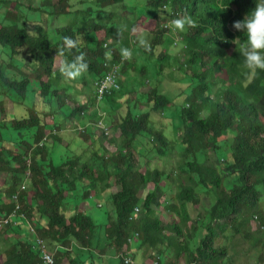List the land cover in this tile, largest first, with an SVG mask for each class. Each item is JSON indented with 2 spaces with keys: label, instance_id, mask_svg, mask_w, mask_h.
I'll list each match as a JSON object with an SVG mask.
<instances>
[{
  "label": "trees",
  "instance_id": "1",
  "mask_svg": "<svg viewBox=\"0 0 264 264\" xmlns=\"http://www.w3.org/2000/svg\"><path fill=\"white\" fill-rule=\"evenodd\" d=\"M2 1L4 0H0V5H1L0 8H3L4 6L3 9H6V11L3 12V14H5L4 17H6V19L7 17H9L10 19L12 18L13 20L12 19L10 20L8 18L9 20L7 19V20H4V22L2 21L0 22V32L2 33L0 34V46L2 48H6L9 51L8 59H2V60L0 59V98L2 99L0 101V110L2 111V113H6L4 103L6 104L7 102H9V105L11 107V112L6 114L5 117L0 118V174L1 173L9 174L10 176L8 181L6 180L5 189L2 188V190H0V196H1L0 197V204H1L0 205V215L7 216L13 211V209L15 208V203L11 199H14L16 203L22 205V210L26 213L27 217L29 218V222L31 221L34 223L37 221V223H35L36 225V234H35L36 237L35 238H33L34 234L32 233L33 231L31 230L29 226L30 223L28 221L26 222L27 219H24V220L19 219L18 223H16L15 225H12V227L11 225L6 226V231L12 230L13 228V232L19 233L20 235L18 237V240L15 243H13L14 244L13 247L8 251V258L7 259L1 258L0 264H2L5 260H6L5 261L6 264H36V263L38 264V256L31 249V246H32L31 243L33 241L37 242L36 241L37 236H41L46 239V241L51 247L50 249H48V252L52 256H54L55 250L57 248L61 249L62 247V249H64V251L59 250V249L57 250V253L55 255V257L57 258V264H60V263L64 264V260H67L68 264H72V263L73 264H76V263L77 264H98V262L99 264H101V262L102 264H110V261L106 258L105 254H107L108 252L114 253L115 251H117V257L119 259L118 261H114L112 264H126L125 259L128 255L133 260L134 258L133 254L136 255L140 251L142 252L143 255L136 256L137 258L140 259L137 261L138 263H143V260H145L144 258H147L149 260L159 259L157 261V264H173V263L178 264L180 259H183L184 264H204L206 262L219 264V260H221L225 256H228L229 248H231V250L235 249L231 246L239 245L240 241L239 239L238 241L236 240L237 239L235 236L236 234L241 235L243 238L247 239L245 241L249 240L250 242V240H252L251 241L252 244L264 243V178H262V176L264 175L263 174L264 173V164H263L264 163V128H263L264 127V95H263L264 94V71H259L258 73H260V75L258 74V76H260V78L257 76L254 79V81L251 83H249L245 79L243 80L244 81L243 82L241 79L237 78V76L239 75L241 77L243 76L242 71L244 70V68L242 64H243L244 58L243 56L240 55L238 51L239 47L235 48L234 42L231 45L234 48L232 55L231 54L226 55V58L224 59V65H221L223 68L219 69L221 73L223 74V75H220L222 78L219 76V74L221 73H219L218 70H216L217 68L216 66L218 64L216 63L210 64L204 61L203 58L200 57L201 50L204 49L212 40L216 38V37H211V36L206 35V31L209 30V27L203 26L204 22L206 21V17L201 15L202 8L200 7H204L207 4L206 7L213 8V10L211 11V16L207 18L208 22L213 26L218 36H226L225 27L223 24L224 16L228 13L229 14L232 13V10L229 8V6L238 3L239 0L238 1L237 0H221L219 4H218V0H198V1L193 0L192 3L190 2L191 0H182V4L185 5L183 6L184 8L180 7L182 4L181 2L180 3L178 2L181 0H152V1L151 0H140L141 2H139V0H134L136 1V3H138L136 4V6L137 5H138L137 7L140 6L138 9L137 7H135L136 8L134 10L135 16H128L126 12V8H125L126 4L124 3L125 0H58L56 3H54L53 0H40V2L38 3V6L34 4L36 0H5L4 2L6 4ZM131 1L132 0H129L130 4H131ZM153 1L155 5L153 4ZM166 1L168 2V4L172 5L175 9L170 11L169 8L164 7V3H167ZM173 1L176 3L178 2L177 3L178 6L180 4L181 5L178 7L176 3H174ZM224 1L226 4L224 3L223 5ZM159 2H162L163 4ZM12 5L16 7V10L14 9L10 10ZM153 6H157V7L155 8ZM22 7H26L27 9L34 11V12L38 11L42 14H45L47 18H51V19L59 18V19H64L68 21V25L62 29H59L57 33L61 38L59 37L57 39H51L50 35L45 32V29H46L45 26L40 25L42 20L40 21L38 20L35 23H32V26L33 27L35 26V28H38L39 30L37 33L30 34L28 28H26V26H24L23 24L24 16H26V13L22 10ZM149 7L156 10L154 11L155 15L154 13L148 14L147 12H145L147 9H150ZM188 9H191V10H188ZM224 10H227V11H224ZM139 11L144 12V13H141ZM170 12L171 13L176 12L175 14H178V15H189L192 18L194 17L193 19L196 21V23L198 22L197 25L199 24L195 28H187L185 33H183L184 38L186 37L185 34L189 36L188 42H189V46L193 53V57L195 61L193 62L194 65H191V66L189 65L188 61H184L178 66L180 69V81H181L180 84L178 85H176L175 83L173 84H169L165 82L158 83V81L155 78L151 77L147 73L149 69L147 67H150L151 59L153 56L164 58V56H166V54L164 53L166 52L168 55H170L167 57V63L169 62L168 63L169 65L174 63L173 64L174 66L179 61L177 60L178 55H176L175 52L173 53L172 51H170L168 48L166 35H164L165 28L159 26L156 23L157 19L161 15L164 20L166 21L167 19L169 20V18L171 17L168 13ZM221 12H224V13L222 14ZM156 15H158V17ZM141 16H144L146 18H152L155 21L154 30L149 29L148 32L145 31L147 35L153 34L152 40L150 41V43H148L147 49L145 47L140 46L138 43V40H136L134 36L130 35L131 31L137 28L138 23L136 22V20ZM119 18H120V21H119ZM212 20H213V23H212ZM17 25H19L20 27ZM111 25L113 26L111 27ZM89 26L93 28L89 29L88 28ZM3 30L5 32H3ZM10 32H13V33H10ZM21 32L24 35H22ZM89 33H91V35ZM25 34L26 35L28 34V36H26ZM157 34L160 36H158ZM241 34L242 33L239 32L237 36H239L240 41H242L241 44H243L246 42V39H245V36L243 34L242 36ZM13 36H15L14 38L15 40L13 39ZM25 36H26V39H25ZM64 37H71L73 39H76L77 37H82L83 40L80 42L77 48H74L71 50V52H69L65 48L64 42L62 41ZM11 39L14 40V41L12 40L13 43ZM132 40H134V42H132ZM15 41H17L18 43ZM126 41L127 42L129 41V42L127 43ZM116 45H119V46H116ZM131 46L133 47L132 50L130 49ZM135 46H137L138 49H136L137 47ZM59 48L65 49L63 56L58 55L59 54L58 50H60ZM121 48L130 49L131 55H132V57L126 61L125 67L124 65H122L121 69L123 68V72L127 73L131 69L134 70L136 68L135 65H139L140 66L139 68H141V71L143 72L142 74L144 73L146 74H144L145 76L143 78V89L140 91L135 90L136 92L134 93V95L132 94V89L134 88V80L132 81V79L130 78L128 80L123 79V81H116L117 84L121 83V90L118 91V89H116L113 85H110L108 90L104 92L105 98L103 99V102H106L110 106H113V108L116 109V113H117L116 120L117 119L118 120L117 122H114V126H115L116 132L120 131V135L111 136V139H110L113 144L118 146L117 152L114 154H111L110 156L97 155V157L101 161L97 164L98 159L96 156L91 155L92 156L91 157L90 155L86 154V152H84L83 149H81L82 146L78 147L76 146L75 143L73 144L69 143L67 147L62 146V149L68 151L72 155L73 161L67 162L65 164L64 163L56 164L51 159V154L49 151L51 149V146H50L51 143L49 139L47 138V131L48 129H50V133H53L54 131L55 134H52V135H54L55 142H58V141L60 142L58 138L60 137L59 133L55 131V128H57L58 126L59 128L57 129L60 130L61 128L64 127L66 123L64 121V117L68 116L71 113V108L69 105L67 104L65 105V103H67V101L69 100V97H68L69 94L64 90V87L61 84V80H62L61 72L59 71V69H56L57 67L55 66V58L59 56V57H63L64 61L71 62L72 60H74V58L77 55H80V54L85 55L84 59L86 58V60L88 56L89 57L91 56L90 58H88L87 62L85 60V62L88 63V66H89L87 69V72L90 73V71L93 70L91 71L92 73L90 74L98 75V73L100 72L99 74L102 76L103 75L102 72L106 73L109 70L110 66H108V64H117V62L121 60L119 59L122 56L121 51H120ZM109 51L111 52L112 58L107 59V57L105 56V53ZM185 52L186 54H191V52H189L188 50ZM134 53H136L135 54L136 56H134ZM27 54H28V57H27ZM161 54L162 56H160ZM18 56L19 58H17ZM21 57L23 58L22 59L23 62L20 60ZM67 57H69L70 59ZM169 57H172V58H169ZM237 57H240L241 60L239 58L238 60ZM15 59H19L21 64L16 65L13 62V60ZM236 59L239 62H237ZM91 60L92 61L95 60V61L92 62ZM100 62H101V65H100ZM206 63H208L209 65ZM101 67L103 68L102 71H101ZM94 68L96 69L98 73L96 71L94 72L95 70ZM106 68H108V70H106ZM204 68L205 70H207V72L204 70ZM183 69H185V72ZM46 71L48 72V74ZM208 71L210 72V74ZM230 71L232 72V74ZM58 74L60 77H58ZM101 76L98 75V77H101ZM231 76H234V77H232L231 79ZM4 80L5 81L10 80L11 82L9 83L6 82L7 83L6 84ZM43 80H44V83H43ZM58 83L59 85L60 84L61 85L59 86ZM247 83L249 86L247 85ZM235 86L236 87L239 86V87L235 88ZM250 86L253 89V92L252 90L250 92L248 91V89L250 90ZM162 87H163V90H162ZM42 89L44 90V92ZM70 89L71 91H77L76 85L71 86ZM182 91L184 92L183 96L181 94L183 93ZM54 92L56 93L54 94ZM92 92L94 93V94L92 93V96L94 99L93 102L94 101L96 102L97 101L96 90ZM31 93H35L34 103L32 106L26 105L27 107H29L27 108L25 107V102ZM38 93L42 94V96ZM45 93H48V94H45ZM37 94L39 97L36 96ZM63 95L64 96L66 95V96L64 97ZM119 95H122V96H119ZM185 95H187L186 96L187 98H185ZM250 96L251 97L253 96V97L251 98ZM223 98L225 99V101ZM230 98L232 99L229 100ZM183 99H184V102H183ZM37 100L38 102H36ZM174 100H177L179 102L177 103V101H174ZM74 101L76 102L78 101L79 104L81 102L80 98H77V100L74 98ZM165 101H166V104H165ZM22 103H24V105ZM117 103L118 105H121V106H118ZM179 103L181 105H179ZM164 104L166 106H164ZM194 105H198V106L194 107ZM213 105L214 106L217 105V107H215L214 109ZM15 106H17L18 108ZM162 106H164V108ZM152 107H154L155 109L154 108L152 109ZM142 109L147 110L148 112ZM208 110L211 111L210 115L207 118H205L203 116V112L208 111ZM214 110L215 112L217 111V113L213 112ZM242 113H244V115ZM14 114L16 115V117ZM164 114H165V117H164ZM191 114L195 117H193ZM32 115H34L33 116L34 119H32L31 117ZM49 116L52 117L50 121L48 120ZM181 116L182 117L184 116V118H182ZM189 116H191V118L193 117L192 120L189 118ZM162 117L166 119H163ZM225 117L227 120L225 119ZM179 118H182L183 120ZM161 121H162V124H161ZM146 122L148 125L146 124ZM12 123H14L15 125H13ZM209 124H211L212 126H210ZM222 124H224L225 126L224 125L222 126ZM199 126L200 128H198ZM201 127L202 128L204 127V128L202 129ZM204 130L207 132H205ZM173 132H175V134ZM214 132H215V135H214ZM166 133L169 136L173 133L172 134L173 137L172 135L171 137L173 139L175 138L174 140L176 141H173ZM206 133L207 135H205ZM107 138L109 139L110 137H107ZM195 139L196 141H198V143L194 141ZM184 141H187V142L185 143ZM42 142H44V146H42L44 150L43 148H41V146H39ZM163 142H165L166 144ZM208 142H211V143H208ZM157 143L158 144L161 143L160 145L161 146L163 145L164 147H166L170 152L168 150L164 151L162 148H160V146ZM47 146L50 147V149L47 148ZM177 146L181 147V151H180L181 158L186 159L183 169H181L180 172L177 174L179 175L181 173L180 174L181 176L179 177L180 179H178V181L181 180V187L183 189V191L178 196V199L181 202L179 203L181 207L177 206L178 203H175L174 197L167 195L169 191L172 189L171 183H164V185L162 186L163 181L166 180V178L163 177L165 176L163 172H160L156 169H152L150 167H147L144 170V173H141L139 170L141 166V162L143 158L145 157L144 153H147V152L153 153L154 148H156L159 150V153L161 155H163L165 158H168L167 154L168 153L171 154V152H173L172 150L173 149L175 150ZM199 147L200 149H198ZM45 148H47V152ZM213 148L214 150H212ZM225 148L227 149V151L225 150ZM35 149L38 150L37 152L35 151L36 153L34 152ZM40 149L42 150V152ZM199 152L202 154V156ZM136 155H139L140 158L136 159ZM155 156H157L156 153H155ZM186 156H189V157H186ZM194 156L196 157L198 156V160ZM224 156H225V159H224ZM89 157H91L92 160ZM236 158L238 160H236ZM194 159L197 160L198 162H195ZM200 161H203V162H200ZM184 169H185V172H184ZM224 170H227V171H224ZM23 175H25V178ZM228 175L233 176V179H230V180L231 182L234 181L232 182V185H231L234 189H232V187L231 189H227L225 187L226 179L229 177ZM44 176H46V178ZM160 176L161 178H159ZM152 177L153 179H151ZM155 177H156V180H155ZM53 179H57V180H53ZM27 181L30 182V186L27 185V187L29 186L28 188L29 191L27 189L22 191V186H24V184ZM152 181H155V182H152ZM171 181L175 182L177 181V178ZM100 182L102 183L100 184ZM156 182H158L159 184ZM149 183L154 184V186L151 189H148L146 194L142 197L141 195H139V191L141 188L146 189ZM221 184L222 185L224 184V185L222 186ZM116 186H118L119 191L118 190L116 191ZM11 188L13 189V191ZM75 188L76 190L77 189L78 190L76 191ZM90 188H93V189L91 191L89 190L88 192V189ZM211 188L213 189L211 190ZM44 189H47V190L44 191ZM206 189H208L209 191V196H208ZM221 190L223 191L221 192ZM2 191L5 192V194H3ZM23 192H25V194ZM151 193L154 195H152ZM18 196L21 198L19 199ZM14 197H17V200ZM81 197L82 199H80ZM5 198L10 199V203L5 202L4 201ZM195 198L198 201L201 198L206 200L205 210L208 212L206 213V211L204 210L206 214L204 213L203 216L195 215L194 217H192L188 213L186 202H191L193 203V205H196V203L194 202ZM74 199L75 201H73ZM78 199L80 200L79 202H78ZM50 200L53 202H51ZM114 201L116 205L114 204ZM75 202L77 203L75 204ZM83 203H86L89 210L84 211L83 209H81V206L79 205H83ZM122 203H123V206H122ZM242 203H245V204H242ZM96 206L100 209L105 210V214L108 211V213L104 215V218L106 219H103V221L106 220V222H98L97 219H95L91 214H89V212L92 211L91 210L92 207L94 208ZM116 208L119 210L117 211ZM160 208L162 209V211ZM209 209L211 212L209 211ZM238 209H240L239 213L237 211ZM123 211L125 213H123ZM37 214L40 215L38 217L39 219L36 217ZM157 214L160 216H158ZM163 214L167 215L166 218L173 217L174 223H164L163 224V221H161ZM135 216H137L136 220H134ZM207 217L209 218L212 217V218L209 219ZM243 217L245 218L248 217V219L245 220V218L243 219ZM180 219L182 220V224L180 223L181 222ZM144 220L145 222H142ZM220 220H224V221L220 222ZM118 222H121V223H118ZM243 222L246 223V225H244ZM194 225L197 226V228ZM253 225H255L256 229L253 228ZM116 226H119V227H116ZM192 227L195 229H193ZM199 228H200L201 234H200V231L198 230ZM192 229L194 230V232ZM224 229L225 230L228 229V231H226L225 233ZM230 230L233 231V233ZM135 231L136 233H138V235H135ZM121 233H123L124 235ZM148 233L150 235H148ZM185 234H187V236ZM198 235H200V237ZM144 238L145 239L147 238V239L145 240ZM259 238H260V241L257 240ZM174 239H176L179 242L177 243V241ZM95 240L97 241L96 243L94 242ZM101 240L103 242H101ZM234 240H236L237 242H235ZM72 242H75V243H72ZM84 243L86 245H84ZM186 243H187V246L185 245ZM76 244L84 245L85 248L83 246H81V248L80 247L76 248ZM89 245H91V247H93L94 245L96 248L91 250ZM174 246H176V248ZM138 249L140 250L138 251ZM194 253H195V256H194ZM253 253H256V251H253ZM102 254H104L103 259H102ZM120 254L126 255V257H123ZM256 254H258L257 259L259 260H262L264 258V254L261 252V250L257 249ZM60 255L62 256L60 257ZM246 264H250V262Z\"/></svg>",
  "mask_w": 264,
  "mask_h": 264
},
{
  "label": "clouds",
  "instance_id": "2",
  "mask_svg": "<svg viewBox=\"0 0 264 264\" xmlns=\"http://www.w3.org/2000/svg\"><path fill=\"white\" fill-rule=\"evenodd\" d=\"M220 1L221 0H218V4L220 3ZM164 7L169 8L170 11L175 9L172 5L168 3H164ZM229 8L232 10V13L226 14L224 16V27L226 31V36H218L213 26L208 22V19H207L208 17L211 16V11L213 10V8L206 7V6L202 7L201 15L206 17V21L204 22L203 26L209 27V30L206 31V35L211 36V37H216V38L213 41H211L204 49L201 50L200 57H202L204 61L210 64L211 63L218 64L216 70H218V72L221 73L219 69L223 68L221 65H224V59L226 58V55H230L234 51V48L231 46L232 43L234 42V46L239 47L238 51L240 55L243 56L244 58L243 60L244 70L242 71L243 76L241 77L239 75L237 76V78L241 80L246 79L249 83H251L258 76L259 71H264V0H239L238 3L230 5ZM35 13L37 14L39 12H35ZM168 14L171 17L169 20L166 21L163 18L159 17L157 20V24L165 28L164 35H166L168 48L170 51L175 52V54L178 55L177 60L179 61L174 66L173 64L171 65L167 64L168 54L166 52H165L166 56L164 58L153 56L151 59V65L147 73L149 75H152V77L155 78L156 80H158V77L160 78L163 77L162 72L164 71V68L170 67L171 69L168 73L167 81L158 80V83L165 82L169 84L175 83L176 85H178L180 84V69L178 66L184 61H188L189 65L191 66V65H194L193 62L195 61L193 57V53L189 46L188 36L186 35V37L184 38L183 33H185L187 28H195L198 25L196 21L189 15H178L175 13H168ZM160 20H164V24H162ZM36 21L38 20L35 19L31 21V25L32 23H35ZM27 26L28 25H26V27ZM58 31L59 30H57V32ZM36 32H38V30H36ZM239 32L245 36L246 42L243 44H241L240 38L237 36ZM30 34L32 33L30 32ZM152 37H153V34L147 35V33L141 29L139 31V35L135 37V39L138 40V43L140 46L145 47L147 49L148 43H150V41L152 40ZM82 40H83L82 37H77L76 39H73L71 37L63 38L65 48L69 52H71L72 49L77 48ZM132 42H134V40H132ZM130 49L132 50L133 47L131 46ZM64 50L65 49L58 50L59 55L63 56ZM131 50H129L128 48H121L120 50L121 55H122L121 60L117 62V64H108L110 68L106 73L102 75V77H98L96 75L97 79L95 81V90L97 94V102L101 103L103 101V99L105 98L104 92L108 90L110 85H113L116 89H118V91L121 90V83L117 84L116 81H123V79H127L126 73L123 72L121 67L122 65H125L126 61L129 58L132 57ZM187 50L190 51L191 54H186L185 51ZM135 54L136 53H134V56H136ZM105 56L110 59L111 52L110 51L106 52ZM153 63L157 65V68L152 67ZM135 66L138 68L140 67L139 65H135ZM87 69H88V64L85 62L84 55L80 54V55H77L74 58V60H72L71 62H68V61L61 62L59 71L67 80H75L79 78L82 74L86 73ZM154 72L158 73L157 77L154 76ZM109 76L112 77L113 82L107 85L104 90H102V84ZM74 103H77L76 107L69 105L71 108V113L68 116H66V118L64 119V121L66 122V128H67V130H64V131H66V133L71 137L70 139L75 142L76 146L78 147L80 146L78 143H88L89 137L87 136H90V138L95 137L96 139L97 137L94 135V133L97 129L103 131V138L108 139L107 137H110L108 140L111 139V136L113 135V133L116 136L115 134L116 130L114 129L115 128L114 122H117L118 120V119L116 120L117 118L116 115H114L111 112H107V111H104V113L102 112L88 113L89 110L91 109V105H88L84 102H80L79 104L76 101ZM95 109H98V108H95ZM87 113L89 114L91 120L94 122L92 121L88 123L84 122L83 116H86ZM49 118L52 119V117L50 116ZM62 129L63 128H61L60 130ZM55 131L57 132V130ZM47 138H48V135H47ZM58 138L60 140V142L58 141V143H56L55 140L52 142L48 138L51 143L50 146L53 145V147H55V144H58L62 147L61 138L60 137ZM52 139H54V135H52ZM109 144L118 150V146L113 144L111 140ZM40 146L41 147L44 146V142L40 144ZM86 149H88V147L84 148V150ZM92 155L97 157L96 153H92ZM226 182L232 184L230 179H227ZM149 184H152V183H149ZM149 184L146 189L143 188V194L144 193L146 194L147 190L151 189L154 186V184H152V187H150ZM22 190H26V189L22 187ZM140 193H141V189L139 191V195ZM14 198L17 199V197H14ZM197 201L198 200L195 198L194 202L196 203V205L194 206L200 207V212H198L196 215H202L204 213L206 206L205 207L200 206ZM13 202L15 203V208L7 216L0 218V227L6 228V226L2 224L3 221H8L10 223L9 225H11L12 227V225H15L16 223H18L19 219L24 220L26 218V216L23 215L20 211V208H22V205L16 203L14 199H13ZM186 203H187L186 207L189 213L188 204L193 205V203L191 202H186ZM83 204L86 205V203H83ZM177 206L181 207L179 203L177 204ZM81 209L83 208L81 207ZM87 210H89L88 206L87 208H85V211ZM136 219H137V216L134 217V220ZM12 231H13V228H12ZM135 235H138V233H135ZM37 237L40 239V241L39 242L33 241L31 243L32 245L31 249L38 256V264H57V262L53 261L54 260L53 256L50 253H48V249H50L51 247L46 241V239L41 236H37ZM58 249L59 248L55 250V255ZM48 256L51 260L49 259L47 260L46 257ZM128 262L133 263L134 261L131 259V257L129 258L127 257L125 259V263L128 264ZM138 264H141V263H138ZM149 264H157V260L150 259ZM212 264H215V263H212Z\"/></svg>",
  "mask_w": 264,
  "mask_h": 264
},
{
  "label": "rangeland",
  "instance_id": "3",
  "mask_svg": "<svg viewBox=\"0 0 264 264\" xmlns=\"http://www.w3.org/2000/svg\"><path fill=\"white\" fill-rule=\"evenodd\" d=\"M58 0H53V2L54 3H56ZM134 0H132L131 1V4L133 5H131L130 3H129V0H125L124 1V3L126 4V12H127V14L129 15V16H135V12H134V10H135V7H136V4H138V3H136V1H134ZM40 2V0H36L35 1V5L36 6H38V3ZM14 4V3H13ZM96 4H98V3H96ZM130 4V5H129ZM127 5H129V6H127ZM129 10H128V9ZM149 8H151V7H149ZM10 9H14V10H16V7L14 6V5H12V8H10ZM22 10L26 13V16H24V25L26 26V25H29V26H27L26 28H28V30L32 33V34H34V33H37L36 32V30H39V29H37V28H35V27H33L32 25H31V21H33V20H35V19H37V20H42L41 21V23H40V25H43V26H45V32L46 33H48L49 35H50V37H51V39H57L58 38V32H57V30H59V29H61V28H63V27H65V26H67L68 25V21H66V20H64V19H55V18H47V16H45V14H42V13H35L34 11H31V10H29V9H27L26 7H22ZM148 10V11H147ZM145 12H147L148 14H150V13H154V9L153 8H151V10L150 9H147ZM153 10V11H152ZM6 11V9H3V8H0V22L2 21V22H4V15L5 14H3V12H5ZM38 12V11H37ZM29 17V18H28ZM146 17H144V16H141V18H138L136 21H137V23H138V26H137V28L135 29V30H133L131 33H132V35L133 36H135V37H137L138 35H139V31L142 29V30H144V31H149L148 29H150V30H154V27H155V21L153 20V19H151V18H146ZM31 20V21H29V20ZM148 19H149V21H148ZM27 20V21H26ZM158 20V19H157ZM144 21V22H143ZM145 21H147V22H145ZM6 22V21H5ZM160 22L161 23H163L164 24V20H160ZM65 25V26H64ZM32 26V27H31ZM131 35V34H130ZM57 36V37H56ZM8 54H9V51L6 49V48H2L1 46H0V59H8L9 57H8ZM62 59V60H61ZM55 60H56V62H55V66L57 67L56 69H59L60 68V64H61V62H63V57H56L55 58ZM13 62L16 64V65H20L21 63H20V61H19V59L17 60V59H15V60H13ZM59 67V68H58ZM152 67L153 68H157V65H155L154 63L152 64ZM135 69H137V70H135ZM134 70H130L129 72H127L126 73V76H127V79L126 80H128L129 78L130 79H132V80H134V88L132 89V94L134 95V93L136 92V91H140V90H142L143 89V78H144V74H142L143 72L141 71V69L140 68H138V67H136ZM170 67H165L164 68V71L162 72V74H163V77L162 78H160V77H158V80H164V81H167V79H168V73H169V71H170ZM139 71V72H138ZM28 72V71H27ZM142 72V73H141ZM84 75V76H83ZM221 74H219V76H220ZM137 76V77H136ZM151 77H152V75H150ZM154 76H158V73L157 72H154ZM61 77H62V80H61V84L63 85V87H64V90L69 94V100L67 101V105H70V106H74V107H76V105H77V103H74L75 101H74V98L77 100V98H80V100H81V102H84V103H86V104H88V105H91V109L89 110V112L88 113H96V112H102V113H104V111H107V112H111V113H113L114 115H116L117 116V113H116V109H114L113 108V106H110L109 104H107V103H104L103 101L99 104V102H93L92 100H94L93 99V96H92V91H94L95 90V81H96V79H97V76L96 75H90L88 72H86V73H84V74H82L79 78H77V79H75V80H67L62 74H61ZM136 77V78H135ZM141 82H140V81ZM157 80V81H158ZM74 81V82H73ZM76 81V82H75ZM78 81V82H77ZM86 83H84V82ZM136 81V82H135ZM71 82H73L72 84H71ZM82 82V83H81ZM141 83V84H140ZM79 84V85H78ZM84 84V85H83ZM66 85V86H65ZM77 86L76 87V89H77V92L76 91H71V89H70V87L71 86ZM86 85V86H85ZM89 86V87H88ZM135 86H136V88H135ZM87 89V90H86ZM138 89V90H137ZM140 89V90H139ZM79 90V91H78ZM136 90V91H135ZM76 92V93H75ZM79 92V93H78ZM71 93V94H70ZM80 93H82V94H80ZM91 93V94H90ZM74 94H75V96H74ZM86 94H88V95H86ZM34 98H35V93H31L30 95H29V97H28V99L26 100V102H25V104L28 106H32L33 105V103H34ZM88 98V99H87ZM2 99L0 98V101H1ZM36 100V99H35ZM4 102V101H3ZM36 102H38V100L36 101ZM78 102V101H77ZM91 102H92V104H91ZM79 103V102H78ZM4 106H5V110H6V113H2V111L0 110V118H3V117H5V115L6 114H8V113H10L11 112V107H9L10 105H9V102H7L6 104L4 103ZM27 106H25V107H27ZM105 106H107V107H105ZM95 108H100L99 110H97V109H95ZM96 111V112H95ZM86 114V116H83L84 118H83V120H84V122L85 123H88V122H90V121H92L91 120V118H90V116H89V114ZM203 115L205 116V117H207V116H209L210 115V112L209 111H205L204 113H203ZM120 116V115H119ZM51 118H48V120H50ZM92 122H94V121H92ZM115 129V128H114ZM55 130H57V133H59V136H60V138H61V142H62V146H64V147H67L68 146V144L69 143H75L73 140H71L70 138V136L66 133V131H64V130H67V128H66V123H65V125H64V127H63V129L62 130H59V129H57V128H55ZM166 132V131H165ZM95 133H97V134H95ZM95 133H94V135L99 139L98 141H97V138L95 139V137H93V138H90V136H87V137H89V141H88V143H78L80 146H82L81 147V149H83L84 150V148H86V147H88V149H86V150H84V152H86V154H88V155H92V153H97V155H101L102 154V156H110L111 154H114V153H116L117 152V149L115 148V147H112L109 143H110V140H108V139H106V138H103V131L102 130H96L95 131ZM52 134H55L54 133V131H53V133H50V129H48V131H47V135H48V138L53 142L54 141V139H52ZM63 136H62V135ZM115 134L116 135H119L120 134V131L119 132H116L115 131ZM167 134V133H166ZM64 135H66V136H64ZM168 135V134H167ZM112 136H115L114 135V133H113V135ZM169 136V135H168ZM66 137V138H65ZM173 141H176V140H174L171 136H169ZM67 140V141H66ZM69 140V141H68ZM93 140V141H92ZM101 140V141H100ZM31 141H33V140H31ZM64 141V142H63ZM72 141V142H71ZM98 143H97V142ZM56 143H58V142H56ZM95 143V144H94ZM100 143V144H99ZM159 146H160V148H162L164 151H167L168 149L166 148V147H164V146H161L160 144H158ZM111 146V147H110ZM51 147H53V145L51 146ZM108 147V148H107ZM54 149L57 151V153H56V155H51V158H52V160H53V162H54V160H56L55 161V163H57V164H63V163H67V162H71V161H73V159H71V158H73L72 157V155L68 152V151H66V150H63L62 149V147L60 146V145H58V144H55V147H54ZM112 149V150H111ZM158 149H156V148H154V152L153 153H144L145 154V157L143 158V160H142V162H141V166H140V172L141 173H143L144 172V170L147 168V167H150V168H152V169H156V170H158V171H160V172H163L164 174H165V178H167L165 181H163V183H162V186L164 185V183H171V185H172V190H170L169 191V193H171V192H174V193H172V194H168L169 196H171V197H174L175 198V203H180V201L178 200V195L182 192V187H181V180H179L178 181V179H179V177H180V174L179 175H177L179 172H180V170L181 169H183L182 167H183V165H184V163H185V158L184 159H182L181 158V156L179 155L180 154V151L179 150H181V147L179 146L178 147V149L177 148H175V150L171 153V154H167L168 155V158L166 159L163 155H161L160 153H159V150L157 151ZM155 151L156 152H158L157 153V155H158V157L157 156H155L154 154H155ZM100 152V153H99ZM176 154V155H175ZM161 157H160V156ZM155 159H154V158ZM157 157V158H156ZM159 157L161 158V159H159ZM140 157H139V155H136V159H139ZM61 159V160H60ZM97 164L99 163V162H101L100 161V159L97 157ZM164 159V160H163ZM61 161V162H60ZM172 161V162H171ZM171 162V163H170ZM177 164H178V166H177ZM181 166V168H178V167H180ZM176 167V168H175ZM171 170V171H170ZM177 170V171H176ZM168 175V176H167ZM9 174H0V189L2 190V188L3 189H5V187H6V180H8L9 178ZM175 178H177V181H175V182H173L172 183V181H171V179L173 180V179H175ZM30 181V180H29ZM29 181H27L24 185H25V187H27V184L30 186V182ZM232 184H230V183H225V186H226V188L227 189H231V186ZM29 186H28V188H29ZM149 186L150 187H152V184H149ZM27 188V189H28ZM116 189L119 191V188H118V186H116ZM203 190V189H202ZM206 191H207V193H208V196H209V191H208V189H206ZM204 192V191H203ZM145 194V193H144ZM143 194V188H141V193H140V195L141 196H143L144 195ZM8 200V201H7ZM12 201H13V199H11ZM4 201L5 202H7V203H10V199H8V198H5L4 199ZM198 203H199V205L200 206H203V207H205L206 206V200L205 199H203V198H201L199 201H197ZM81 207L85 210V208H87V206L85 205V204H83V205H81ZM197 207V208H196ZM188 209H189V213H190V215L192 216V217H194L198 212H200V207L198 208V206H194V205H192V204H188ZM93 212L94 211H96V210H98L97 212H96V217H95V213H92V211L91 212H89V214L91 213V215L95 218V219H99L98 220V222L102 219L103 220V217L102 216H104V214H105V210H103V209H100V208H98L97 206L96 207H94V209H93V207H92V209H91ZM100 212V213H99ZM35 214V213H34ZM100 214V215H99ZM97 215H99V217L97 216ZM36 216V215H35ZM40 215H38L37 214V218L39 217ZM102 218H101V217ZM167 217V215L166 214H163L162 215V218H161V220L163 221V223H174V220H173V217L172 218H166ZM39 219V218H38ZM154 219V218H153ZM102 220L100 221V222H102ZM206 221V220H205ZM224 221V220H223ZM220 222H222V220H220ZM255 225H253V228L254 229H256V227H254ZM29 227V226H28ZM5 232V233H4ZM10 232V233H9ZM4 233V234H3ZM3 234V235H2ZM10 234V235H9ZM19 233H15V232H13L12 230H9V231H6V229L4 228V227H0V260H1V258H3V259H7V257H8V251L13 247V243H14V241L16 242L17 240H18V237H19ZM13 236V237H12ZM236 237H237V239H239L240 241L243 239V237L241 236V235H235ZM7 238V239H6ZM11 239V240H10ZM7 240V241H6ZM246 239H243L242 240V243L240 242L239 243V245H236V246H233L235 249L234 250H231V248H229V252H228V256H225V257H223L221 260H219V264H225V263H227V264H235L236 262H238V263H236V264H239V262L241 263V264H246L247 262H252L251 264H260V262L262 261V263H264V258L262 259V260H258L257 258V256H258V254H256L257 253V249H259V250H261V252L264 254V243H257V244H252L251 242L249 243V241H245ZM11 241V242H10ZM13 241V242H12ZM244 241V242H243ZM258 241H260V238L258 239ZM72 243H75V242H72ZM241 245H242V249H241ZM244 245V246H243ZM4 246H5V248H4ZM78 246L81 248V244H76V248H78ZM246 246V248H244ZM83 247H84V245H83ZM91 247V246H90ZM253 247V248H252ZM256 247V248H255ZM8 248V249H7ZM240 248V249H239ZM6 250V251H4V250ZM91 250L92 249H94L93 247H91L90 248ZM245 249V250H244ZM235 250H236V252H235ZM3 251H4V253H3ZM238 251L239 252H241V253H238ZM248 251V252H247ZM251 251V252H250ZM253 251H256V253H253ZM246 252V253H245ZM139 253V255L141 254V255H143L142 254V252H138ZM138 253L135 255V257L138 255ZM234 253V254H233ZM248 253V254H247ZM251 253V254H250ZM121 256H123V257H126V255H123V254H120ZM138 255V256H139ZM238 255H239V257H238ZM242 255V256H241ZM4 256V257H3ZM106 258L110 261V264H112L114 261H118V257H117V251H115L114 253L113 252H108L106 255ZM245 256H246V258L249 260V261H247V259L245 258ZM250 256V257H249ZM103 257H104V254H102V259H103ZM128 258L130 257L129 255L127 256ZM133 258V260H136V261H138V258L136 257V258ZM232 258V259H231ZM244 258V259H243ZM254 258H256V259H254ZM145 260H143V263H141V264H149V262H150V260H148L147 258H144ZM238 259H239V261H238ZM240 259H243V261L241 260L240 261ZM113 260V261H112ZM228 260V261H227ZM246 261V263H245V261ZM65 261H67V260H64V263H66L67 264V262H65ZM136 261H134L133 263H130V262H128V264H138V262H136ZM146 261V262H145ZM234 261V262H233ZM233 262V263H232ZM180 263H183L184 264V261H183V259H180V261L178 262V264H180ZM204 264H212L211 262H206V263H204Z\"/></svg>",
  "mask_w": 264,
  "mask_h": 264
},
{
  "label": "bare ground",
  "instance_id": "4",
  "mask_svg": "<svg viewBox=\"0 0 264 264\" xmlns=\"http://www.w3.org/2000/svg\"><path fill=\"white\" fill-rule=\"evenodd\" d=\"M4 1H5V0H4ZM4 1H2V2H4ZM151 1H152V0H151ZM192 1H193V0H191L190 2L192 3ZM197 1H198V0H197ZM7 2H8V1H7ZM133 2H134V1H133ZM139 2H141V1L139 0ZM157 2H158V1H157ZM166 2H167V1H166ZM171 2H172V1H171ZM173 2H174V1H173ZM178 2H179V3L181 2V4H182V0H181V1H178ZM178 2H177V3H178ZM188 2H189V1H188ZM4 3H5V2H4ZM134 3H135V2H134ZM159 3H162V2H159ZM167 3H168V2H167ZM174 3H176V2H174ZM177 3H176V5L178 6ZM196 3H197V2H196ZM212 3H213V2H212ZM224 3H225V1L223 2V5H224ZM5 4H6V3H5ZM153 4H154V1H153ZM162 4H163V3H162ZM162 4H161V5H162ZM172 4H173V3H172ZM181 4H180V5H181ZM184 4H185V3H184ZM213 4H214V3H213ZM225 4H226V3H225ZM129 5H130V4H129ZM129 5H127V6H129ZM133 5H134V4H133ZM150 5H151V4H150ZM154 5H155V4H154ZM156 5H157V4H156ZM158 5H159V4H158ZM180 5H179V6H180ZM186 5H187V4H186ZM190 5H191V4H190ZM193 5H194V4H193ZM193 5H192V6H193ZM201 5H202V4H201ZM201 5H200V6H201ZM206 5H207V4H206ZM206 5H205V6H206ZM211 5H212V4H211ZM137 6H138V5H137ZM137 6H136V7H137ZM151 6H152V5H151ZM179 6H178V7H179ZM183 6H185V5L182 4L180 7H183ZM208 6H209V5H208ZM214 6H215V5H214ZM216 6H217V5H216ZM0 7H1V5H0ZM139 7H140V6H139ZM139 7H137V9H138ZM147 7H148V5H147ZM153 7L156 8L157 6H153ZM3 8H4V6H3ZM7 8H8V7H7ZM11 8H12V7H11ZM125 8H126V7H125ZM159 8H160V7H159ZM161 8H162V6H161ZM183 8H184V7H183ZM195 8H196V7H195ZM200 8H202V7H200ZM220 8H221V7H220ZM127 9H128V8H127ZM135 9H136V8H135ZM176 9H177V8H176ZM192 9H193V8H192ZM215 9H216V8H215ZM10 10H11V9H10ZM128 10H129V9H128ZM150 10H151V8H150ZM178 10H179V9H178ZM184 10H186V9H184ZM188 10H191V9H188ZM216 10H217V9H216ZM55 11H56V10H55ZM136 11H137V10H136ZM152 11H153V10H152ZM155 11H156V10H155ZM157 11H158V9H157ZM193 11H194V10H193ZM198 11H199V10H198ZM224 11H227V10H224ZM53 12H54V11H53ZM116 12H117V11H116ZM139 12H141V11H139ZM163 12H164V11H163ZM166 12H168V11H166ZM228 12H230V11H228ZM7 13H8V12H7ZM13 13H15V12H13ZM51 13H52V12H51ZM137 13H138V12H137ZM141 13H144V12H141ZM156 13H157V12H156ZM170 13H171V12H170ZM175 13H176V12H175ZM201 13H202V12H201ZM221 13L223 14L224 12H221ZM166 14H167V13H166ZM166 14H165V15H166ZM179 14H180V13H179ZM198 14H199V13H198ZM222 14H220V15H222ZM228 14H229V13H228ZM143 15H144V14H143ZM154 15H155V12H154ZM6 16H7V15H6ZM19 16H20V15H19ZM119 16H120V15H119ZM121 16H122V15H121ZM128 16H129V15H128ZM146 16H148V15H146ZM150 16H151V15H150ZM150 16H149V17H150ZM156 16L158 17V15H156ZM166 16H167V15H166ZM195 16H196V15H195ZM20 17H21V16H20ZM20 17H19V19H20ZM95 17H96V16H95ZM154 17H155V16H154ZM160 17L162 18V15H161ZM8 18H9V17H7V19H8ZM139 18H141V17H139ZM193 18H194V17H193ZM7 19H6V17L4 18V20H7ZM9 19H10V18H9ZM9 19H8V20H9ZM11 19H12V18H11ZM11 19H10V20H11ZM109 19H110V18H109ZM145 19H146V18H145ZM151 19H152V18H151ZM169 19H170V18H169ZM12 20H13V19H12ZM28 20H29V19H28ZM167 20H168V19H167ZM203 20H204V19H203ZM213 20H214V19H213ZM213 20H212V23H213ZM26 21H27V20H26ZM29 21H31V20H29ZM94 21H95V20H94ZM119 21H120V18H119ZM148 21H149V19H148ZM7 22H8V21H7ZM12 22H14V21H12ZM134 22H135V21H134ZM136 22H137V21H136ZM143 22H144V21H143ZM145 22H147V21H145ZM73 23H74V22H73ZM86 23H87V22H86ZM156 23H157V21H156ZM197 23H198V22H197ZM18 24H19V23H18ZM162 24H163V23H162ZM223 24H224V23H223ZM7 25H8V24H7ZM116 25H117V24H116ZM198 25H199V24H198ZM3 26H4V25H3ZM5 26H6V25H5ZM15 26H16V24H15ZM17 26H19V25H17ZM24 26H25V25H24ZM28 26H29V25H28ZM64 26H65V25H64ZM73 26H74V25H73ZM112 26H113V25H111V27H112ZM19 27H20V26H19ZM31 27H32V26H31ZM86 27H87V26H86ZM96 27H97V25H96ZM96 27H95V28H96ZM114 27H115V25H114ZM8 28H9V27H8ZM88 28L90 29L91 27L89 26ZM92 28H93V27H92ZM92 28H91V29H92ZM206 28H207V27H206ZM206 28H205V29H206ZM4 29H5V28H4ZM16 29H18V28H16ZM23 29H24V28H23ZM23 29H22V30H23ZM15 31H16V30H15ZM25 31H26V30H25ZM74 31H75V29H74ZM76 31H77V30H76ZM91 31H93V30H91ZM204 31H205V30H204ZM3 32H5V31L3 30ZM22 32H23V31H22ZM22 32H21V34L24 35ZM27 32H28V31H27ZM79 32H80V31H79ZM131 32H132V31H131ZM10 33H13V32H10ZM60 33H61V32H60ZM60 33H59V34H60ZM92 33H93V32H92ZM216 33H217V32H216ZM0 34H2V33L0 32ZM16 34H17V33H16ZM16 34H15V35H16ZM19 34H20V33H19ZM69 34H70V33H69ZM74 34H75V33H74ZM82 34H83V33H82ZM89 34L91 35V33H89ZM131 34H132V33H131ZM190 34H191V32H190ZM238 34H239V33H238ZM25 35H26V34H25ZM64 35H65V34H64ZM64 35H63V36H64ZM157 35H158V34H157ZM192 35H193V34H192ZM241 35H242V34H241ZM1 36H3V35H1ZM6 36H7V35H6ZM9 36H10V35H9ZM26 36H28V34H27ZM26 36H25V39H26ZM29 36H30V35H29ZM57 36H59V35H57ZM57 36H56V37H57ZM75 36H76V35H75ZM85 36H86V35H85ZM158 36H160V35H158ZM162 36H163V34H162ZM183 36H184V35H183ZM185 36H186V34H185ZM187 36H188V35H187ZM198 36H199V35H198ZM242 36H243V35H242ZM11 37H12V36H11ZM19 37H20V36H19ZM59 37H60V36H59ZM59 37H58V38H59ZM71 37H72V36H71ZM188 37H189V36H188ZM190 37H191V36H190ZM200 37H201V36H200ZM238 37H239V36H238ZM9 38H10V37H9ZM14 38H15V36H13V39H14ZM21 38H22V37H21ZM60 38H61V37H60ZM74 38H75V37H74ZM111 38H112V37H111ZM192 38H193V37H192ZM13 39H11V41H12ZM28 39H29V37H28ZM96 39H97V38H96ZM241 39H242V38H241ZM14 40H15V39H14ZM14 40H13V41H14ZM13 41H12V43H13ZM17 41H18V40H17ZM17 41H15V42H17ZM62 41H63V40H62ZM96 41H97V40H96ZM199 41H200V40H199ZM199 41H198V43H199ZM212 41H213V40H212ZM122 42H123V41H122ZM126 42H127V41H126ZM128 42H129V41H128ZM128 42H127V43H128ZM241 42H242V41H241ZM243 42H244V40H243ZM17 43H18V42H17ZM60 43H61V41H60ZM120 43H121V41H120ZM157 43H158V42H157ZM19 44H20V43H19ZM24 44H25V43H24ZM26 44H27V43H26ZM57 44H58V43H57ZM122 44H123V43H122ZM124 44H125V42H124ZM20 46H22V45H20ZM59 46H61V45H59ZM116 46H119V45H116ZM201 46H202V45H201ZM25 47H26V46H25ZM135 47H137V46H135ZM153 47H154V46H153ZM21 48H22V47H21ZM235 48H236V47H235ZM18 49H19V48H18ZM59 49H60V48H59ZM134 49H135V48H134ZM136 49H138V47H137ZM26 50H27V49H26ZM53 50H54V49H53ZM129 50H130V49H129ZM142 50H143V49H142ZM157 50H158V49H157ZM46 51H47V50H46ZM145 51H146V50H145ZM43 52H44V51H43ZM47 52H48V51H47ZM65 52H66V51H65ZM189 52H190V51H189ZM20 53H22V52H20ZM26 53H27V52H26ZM45 53H46V52H45ZM45 53H44V55H45ZM58 53H59V52H58ZM148 53H150V52H148ZM153 53H154V52H153ZM170 53H171V52H170ZM173 53H174V52H173ZM90 54H91V53H90ZM100 54H101V53H100ZM164 54H165V53H164ZM23 55H24V54H23ZM44 55H43V56H44ZM58 55H59V54H58ZM145 55H147V54H145ZM149 55H151V54H149ZM153 55H154V54H153ZM231 55H232V54H231ZM65 56H66V55H65ZM68 56H69V55H68ZM75 56H76V55H75ZM84 56H85V55H84ZM86 56H87V55H86ZM160 56H162V54H161ZM168 56H170V55H168ZM27 57H28V54H27ZM73 57H74V56H73ZM90 57H91V56H90ZM90 57L88 56V58H90ZM103 57H104V56H103ZM164 57H165V56H164ZM173 57H174V56H173ZM234 57H235V55H234ZM17 58H19V56H18ZM46 58H48V57H46ZM67 58H69V57H67ZM88 58H87V60H88ZM111 58H112V57H111ZM135 58H136V57H135ZM138 58H139V57H138ZM149 58H150V57H149ZM169 58H172V57H169ZM201 58H202V57H201ZM238 58L241 60L240 57H237V59H238ZM22 59H23V58L21 57L20 60L23 62ZM69 59H70V58H69ZM92 59H93V58H92ZM107 59H108V58H107ZM119 59H121V57H120ZM234 59H235V58H234ZM237 59H236V61L239 62V61H238L239 59H238V60H237ZM1 60H2V59H1ZM17 60H18V59H17ZM20 60H19V61H20ZM85 60H86V58H85ZM87 60H86V62H87ZM105 60H106V59H105ZM105 60H104V62H105ZM231 60H232V59H231ZM39 61H40V60H39ZM63 61H64V60H63ZM91 61H92V60H91ZM93 61H95V60H93ZM93 61H92V62H93ZM111 61H112V60H111ZM114 61H115V60H114ZM142 61H144V60H142ZM148 61H149V60H148ZM169 61H170V60H169ZM173 61H174V59H173ZM173 61H172V62H173ZM106 62H107V61H106ZM176 62H177V60H176ZM240 62H241V61H240ZM46 63H47V61H46ZM94 63H95V62H94ZM107 63H108V62H107ZM114 63H115V62H114ZM137 63H138V62H137ZM168 63H169V62H168ZM168 63H167V64H168ZM197 63H198V62H197ZM87 64H88V63H87ZM89 64H90V63H89ZM92 64H93V63H92ZM97 64H98V63H97ZM97 64H96V66H97ZM102 64H103V63H102ZM132 64H133V63H132ZM173 64H174V63H173ZM183 64H184V63H183ZM187 64H188V63H187ZM193 64H194V63H193ZM206 64H208V63H206ZM206 64H205V65H206ZM9 65H10V63H9ZM9 65H8V66H9ZM100 65H101V62H100ZM208 65H209V64H208ZM242 65H243V64H242ZM90 66H91V65H90ZM102 66H104V65H102ZM145 66H146V64H145ZM217 66H218V65H217ZM217 66H216V67H217ZM88 67H89V66H88ZM94 67H95V66H94ZM107 67H108V66H107ZM124 67H125V65H124ZM205 67H206V66H205ZM207 67H208V66H207ZM214 67H215V65H214ZM28 68H29V67H28ZM52 68H53V67H52ZM58 68H59V67H58ZM98 68H99V67H98ZM147 68H149V67H147ZM181 68H183V67H181ZM233 68H234V67H233ZM20 69H21V68H20ZM92 69H93V67H92ZM94 69H95V68H94ZM102 69H103V68L101 67V71H102ZM195 69H196V68H195ZM201 69H203V68H201ZM235 69H236V68H235ZM106 70H108V68H106ZM122 70H123V68H122ZM183 70H184V72H185V69H183ZM183 70H182V71H183ZM204 70H205V68H204ZM91 71H93V70H91ZM91 71H90V73H92ZM95 71H96V69L94 70V72H95ZM98 71H99V69H98ZM205 71L207 72V70H205ZM16 72H17V71H16ZM46 72H47V71H46ZM96 72H97V71H96ZM105 72H106V71H105ZM138 72H139V71H138ZM208 72H209V71H208ZM230 72H231V71H230ZM233 72H234V71H233ZM90 73H89V74H90ZM97 73H98V72H97ZM99 73H100V72H99ZM99 73H98V75L101 76ZM102 73L104 74V72H102ZM102 73H101V74H102ZM141 73H142V72H141ZM188 73H189V72H188ZM194 73H195V72H194ZM228 73H229V72H228ZM261 73H262V72H261ZM47 74H48V72H47ZM209 74H210V72H209ZM229 74H230V73H229ZM231 74H232V72H231ZM235 74H236V73H235ZM258 74L260 75V73H258ZM16 75H17V74H16ZM52 75H53V74H52ZM90 75H92V74H90ZM98 75H97V76H98ZM185 75H186V74H185ZM207 75H208V74H207ZM211 75H212V74H211ZM213 75H214V74H213ZM221 75H223V74L221 73ZM261 75H262V74H261ZM43 76H44V75H43ZM83 76H84V75H83ZM234 76H235V75H234ZM234 76H231V79H232V77H234ZM262 76H263V75H262ZM3 77H4V76H3ZM58 77H60L59 74H58ZM101 77H102V76H101ZM136 77H137V76H136ZM136 77H135V78H136ZM220 77H221V76H220ZM258 77L260 78V76H258ZM45 78H46V77H45ZM181 78H182V77H181ZM209 78H210V76H209ZM221 78H222V77H221ZM4 79H5V78H4ZM51 80H52V78H51ZM134 80H135V79H134ZM199 80H200V79H199ZM235 80H236V79H235ZM243 80H244V79H242V81H243ZM245 80H246V79H245ZM259 80H260V79H259ZM46 81H47V80H46ZM48 81H49V79H48ZM54 81H55V80H54ZM56 81H58V80H56ZM59 81H60V80H59ZM71 81H72V80H71ZM132 81H133V80H132ZM139 81H140V80H139ZM229 81H230V80H229ZM242 81H241V82H242ZM4 82H5V83H6V82L9 83V82H11V81H10V80H9V81H5V80H4ZM73 82H74V81H73ZM73 82H71V84H72ZM75 82H76V81H75ZM77 82H78V81H77ZM83 82H84V81H83ZM127 82H128V81H127ZM135 82H136V81H135ZM140 82H141V81H140ZM153 82H154V81H153ZM180 82H181V81H180ZM201 82H203V81H201ZM209 82H210V81H209ZM243 82H244V81H243ZM13 83H14V82H13ZM43 83H44V80H43ZM45 83H47V82H45ZM52 83H53V82H52ZM81 83H82V82H81ZM84 83H85V82H84ZM131 83H132V82H131ZM142 83H143V82H142ZM194 83H195V81H194ZM6 84H7V83H6ZM85 84H86V83H85ZM140 84H141V83H140ZM192 84H193V83H192ZM199 84H200V82H199ZM45 85H46V84H45ZM50 85H51V84H50ZM58 85H59V83H58ZM60 85H61V84H60ZM60 85H59V86H60ZM78 85H79V84H78ZM83 85H84V84H83ZM130 85H132V84H130ZM201 85H202V84H201ZM229 85H230V83H229ZM247 85H248V83H247ZM51 86H52V85H51ZM53 86H54V85H53ZM65 86H66V85H65ZM85 86H86V85H85ZM94 86H95V85H94ZM248 86H249V85H248ZM252 86H253V85H252ZM49 87H50V86H49ZM49 87H48V88H49ZM76 87H77V86H76ZM88 87H89V86H88ZM194 87H195V85H194ZM201 87H202V86H201ZM201 87H200V88H201ZM203 87H204V86H203ZM205 87H206V86H205ZM238 87H239V86H238ZM238 87L235 86V88H238ZM246 87H247V86H246ZM254 87H255V86H254ZM42 88H44V87H42ZM45 88H46V87H45ZM57 88H58V86H57ZM135 88H136V86H135ZM149 88H150V87H149ZM216 88H217V86H216ZM216 88H215V89H216ZM50 89H51V88H50ZM52 89H53V88H52ZM72 89H73V88H72ZM74 89H75V88H74ZM123 89H124V88H123ZM123 89H122V90H123ZM159 89H160V88H159ZM198 89H199V87H198ZM212 89H213V88H212ZM42 90H43V89H42ZM42 90H41V91H42ZM55 90H56V89H55ZM59 90H60V89H59ZM86 90H87V89H86ZM114 90H115V89H114ZM137 90H138V89H137ZM139 90H140V89H139ZM162 90H163V87H162ZM208 90H209V88H208ZM217 90H218V89H217ZM251 90H252V92H253V89H252L251 86H250V90L248 89V91L250 92ZM56 91H57V90H56ZM78 91H79V90H78ZM189 91H190V90H189ZM215 91H216V90H215ZM218 91H219V90H218ZM218 91H217V93H218ZM220 91H221V90H220ZM236 91H237V89H236ZM243 91H244V90H243ZM256 91H257V89H256ZM256 91H255V92H256ZM36 92H37V91H36ZM38 92H39V91H38ZM43 92H44V90H43ZM46 92H47V91H46ZM57 92H58V91H57ZM60 92H61V91H60ZM76 92H77V91H76ZM76 92H75V93H76ZM115 92H116V91H115ZM117 92H118V91H117ZM151 92H152V91H151ZM155 92H157V91H155ZM182 92H183V91H182ZM192 92H194V91H192ZM199 92H200V91H199ZM205 92H206V91H205ZM240 92H241V90H240ZM249 92H248V93H249ZM252 92H251V93H252ZM255 92H254V93H255ZM55 93H56V92H54V94H55ZM78 93H79V92H78ZM92 93H93V92H92ZM113 93H114V92H113ZM126 93H127V91H126ZM219 93H220V92H219ZM237 93H238V91H237ZM10 94H11V93H10ZM13 94H14V93H13ZM13 94H12V95H13ZM38 94H40V93H38ZM38 94H37L36 96H38ZM45 94H48V93H45ZM70 94H71V93H70ZM80 94H82V93H80ZM90 94H91V93H90ZM93 94H94V93H93ZM123 94H125V93H123ZM128 94H129V93H128ZM128 94H127V95H128ZM148 94H149V93H148ZM162 94H163V93H162ZM181 94H182V96H183L184 92L181 93ZM252 94H253V93H252ZM40 95L42 96V94H40ZM52 95H53V94H52ZM61 95H62V94H61ZM86 95H88V94H86ZM106 95H107V94H106ZM108 95H109V94H108ZM141 95H142V94H141ZM163 95H164V94H163ZM243 95H244V93H243ZM245 95H246V94H245ZM263 95H264V94H263ZM43 96H44V95H43ZM45 96H46V95H45ZM63 96H64V95H63ZM63 96H62V97H63ZM65 96H66V95H65ZM65 96H64V97H65ZM74 96H75V94H74ZM110 96H111V95H110ZM119 96H122V95H119ZM123 96H124V95H123ZM125 96H126V95H125ZM186 96H187V95H185V98H187ZM204 96H205V95H204ZM211 96H212V95H211ZM231 96H232V95H231ZM240 96H241V95H240ZM38 97H39V96H38ZM68 97H69V96H68ZM115 97H116V96H115ZM218 97H219V96H218ZM229 97H230V95H229ZM241 97H242V96H241ZM245 97H246V96H245ZM245 97H244V98H245ZM248 97H249V96H248ZM250 97H251V96H250ZM252 97H253V96H252ZM252 97H251V98H252ZM49 98H50V97H49ZM49 98H48V99H49ZM94 98H95V97H94ZM127 98H128V97H127ZM163 98H164V97H163ZM163 98H162V100H163ZM208 98H210V97H208ZM232 98H233V97H232ZM232 98H230L229 100H231ZM234 98H235V97H234ZM246 98H247V97H246ZM254 98H255V97H254ZM21 99H22V97H21ZM23 99H25V98H23ZM87 99H88V98H87ZM155 99H156V98H155ZM176 99H177V98H176ZM191 99H192V98H191ZM223 99H224V98H223ZM235 99H236V98H235ZM239 99H240V98H239ZM42 100H43V99H42ZM46 100H47V99H46ZM188 100H189V98H188ZM59 101H60V100H59ZM62 101H63V100H62ZM64 101H65V99H64ZM92 101H93V100H92ZM114 101H115V100H114ZM139 101H140V100H139ZM174 101H177V100H174ZM203 101H204V100H203ZM210 101H211V100H210ZM212 101H213V100H212ZM216 101H217V99H216ZM224 101H225V99H224ZM239 101H240V100H239ZM23 102H24V101H23ZM40 102H41V101H40ZM94 102H95V101H94ZM121 102H122V101H121ZM150 102H151V101H150ZM178 102H179V101H177V103H178ZM183 102H184V99H183ZM192 102H193V101H192ZM194 102H195V101H194ZM236 102H237V101H236ZM259 102H260V101H259ZM63 103H65V102H63ZM112 103H113V102H112ZM119 103H120V101H119ZM127 103H128V102H127ZM133 103H134V102H133ZM163 103H164V102H163ZM186 103H187V102H186ZM195 103H196V102H195ZM195 103H193V104H195ZM205 103H206V101H205ZM209 103H210V102H209ZM22 104L24 105V103H22ZM88 104H89V103H88ZM91 104H92V102H91ZM99 104H100V103H99ZM135 104H136V103H135ZM135 104H134V105H135ZM150 104H151V103H150ZM156 104H157V103H156ZM159 104H160V103H159ZM165 104H166V101H165ZM165 104H164V106H166ZM196 104H197V103H196ZM230 104H231V103H230ZM253 104H255V103H253ZM253 104H252V105H253ZM11 105H12V104H11ZM65 105H66V103H65ZM112 105H114V104H112ZM117 105H118V103H117ZM123 105H124V104H123ZM169 105H170V104H169ZM177 105H178V104H177ZM179 105H181V104L179 103ZM225 105H226V104H225ZM21 106H22V105H21ZM25 106H26V104H25ZM115 106H116V105H115ZM118 106H121V105H118ZM136 106H137V105H136ZM153 106H154V105H153ZM164 106H162V107L164 108ZM182 106H183V105H182ZM195 106L197 107L198 105H194V107H195ZM203 106H204V105H203ZM211 106H212V105H211ZM213 106H214V105H213ZM254 106H256V105H254ZM9 107H10V106H9ZM13 107H14V105H13ZM15 107H17V106H15ZM19 107H20V106H19ZM105 107H107V106H105ZM137 107H138V106H137ZM208 107H209V106H208ZM215 107H217V105L214 106V109H215ZM17 108H18V107H17ZM27 108H29V107H27ZM39 108H40V107H39ZM60 108H61V107H60ZM62 108H63V107H62ZM142 108H144V107H142ZM153 108H154V107H152V109H153ZM209 108H210V107H209ZM33 109H34V108H33ZM66 109H68V108H66ZM99 109H100V108H99ZM149 109H150V107H149ZM154 109H155V108H154ZM157 109H158V107H157ZM197 109H198V108H197ZM221 109H222V108H221ZM231 109H232V108H231ZM231 109H230V110H231ZM249 109H250V108H249ZM251 109H252V108H251ZM97 110H98V109H97ZM136 110H137V108H136ZM142 110H144V109H142ZM193 110H194V109H193ZM195 110H196V109H195ZM210 110H211V109H210ZM17 111H18V110H17ZM28 111H29V110H28ZM140 111H141V109H140ZM140 111H139V112H140ZM144 111H147V110H144ZM185 111H186V110H185ZM200 111H201V110H200ZM200 111H199V112H200ZM244 111H245V110H244ZM249 111H250V110H249ZM12 112H14V111H12ZM95 112H96V111H95ZM147 112H148V111H147ZM156 112H157V111H156ZM162 112H164V111H162ZM210 112H211V111H210ZM213 112H215V110H214ZM253 112H254V111H253ZM99 113H100V112H99ZM142 113H143V112H142ZM158 113H159V112H158ZM182 113H183V112H182ZM189 113H190V112H189ZM215 113H217V111H216ZM249 113H250V112H249ZM259 113H260V111H259ZM11 114H12V113H11ZM11 114H10V115H11ZM17 114H18V113H17ZM32 114H33V113H32ZM145 114H146V113H145ZM153 114H154V113H153ZM156 114H157V113H156ZM156 114H155V115H156ZM177 114H178V113H177ZM242 114L244 115V113H242ZM14 115H15V114H14ZM52 115H53V113H52ZM59 115H60V114H59ZM150 115H151V114H150ZM187 115H188V114H187ZM191 115H192V114H191ZM193 115H194V113H193ZM193 115H192V116H193ZM227 115H228V114H227ZM24 116H25V115H24ZM27 116H28V115H27ZM33 116H34V115L31 116L32 119H34ZM61 116H62V115H61ZM175 116H176V115H175ZM219 116H221V115H219ZM219 116H217V117H219ZM238 116H239V115H238ZM15 117H16V115H15ZM25 117H26V116H25ZM150 117H151V116H150ZM150 117H149V118H150ZM164 117H165V114H164ZM181 117H182V116H181ZM193 117H195V116H193ZM193 117H192V118H193ZM199 117H200V116H199ZM223 117H224V116H223ZM228 117H229V116H228ZM41 118H42V117H41ZM65 118H66V117H64V119H65ZM83 118H84V117H83ZM162 118H163V117H162ZM182 118H184V116H183ZM182 118H179V119H182ZM189 118L192 120L191 116H189ZM256 118H257V117H256ZM12 119H13V118H12ZM15 119H16V118H15ZM18 119H19V118H18ZM42 119H43V118H42ZM44 119H45V118H44ZM163 119H166V118H163ZM169 119H170V118H169ZM172 119H173V118H172ZM186 119H187V118H186ZM195 119H197V118H195ZM217 119H218V118H217ZM225 119H226V117H225ZM257 119H258V118H257ZM157 120H158V119H157ZM159 120H160V119H159ZM182 120H183V119H182ZM219 120H220V119H219ZM226 120H227V119H226ZM229 120H230V118H229ZM236 120H237V119H236ZM236 120H235V121H236ZM16 121H17V120H16ZM24 121H25V120H24ZM31 121H32V120H31ZM36 121H37V120H36ZM49 121H50V120H49ZM52 121H53V120H52ZM145 121H146V119H145ZM153 121H154V120H153ZM185 121H186V120H185ZM216 121H217V120H216ZM239 121H240V120H239ZM257 121H258V120H257ZM260 121H261V120H260ZM141 122H142V121H141ZM165 122H166V121H165ZM173 122H174V121H173ZM178 122H179V121H178ZM181 122H182V121H181ZM193 122H194V121H193ZM217 122H218V121H217ZM226 122H227V121H226ZM241 122H242V121H241ZM243 122H244V121H243ZM246 122H247V121H246ZM249 122H250V121H249ZM17 123H18V122H17ZM33 123H34V122H33ZM51 123H53V122H51ZM51 123H50V124H51ZM199 123H200V122H199ZM209 123H210V122H209ZM233 123H234V122H233ZM12 124L15 125L14 123H12ZM56 124H57V123H56ZM146 124H147V122H146ZM155 124H156V123H155ZM161 124H162V121H161ZM177 124H179V123H177ZM185 124H187V123H185ZM207 124H208V123H207ZM217 124H218V123H217ZM237 124H238V123H237ZM258 124H259V123H258ZM52 125H53V124H52ZM147 125H148V124H147ZM173 125H174V124H173ZM209 125L212 126L211 124H209ZM218 125H219V124H218ZM223 125H224V124H222V126H223ZM245 125H246V123H245ZM260 125H261V124H260ZM56 126H57V125H56ZM142 126H143V125H142ZM157 126H158V125H157ZM197 126H198V125H197ZM215 126H216V124H215ZM220 126H221V125H220ZM224 126H225V125H224ZM230 126H231V125H230ZM250 126H251V125H250ZM51 127H52V126H51ZM144 127H145V126H144ZM177 127H178V126H177ZM190 127H191V126H190ZM207 127H208V126H207ZM217 127H218V126H217ZM242 127H243V126H242ZM252 127H253V126H252ZM53 128H55V127H53ZM57 128H59V127L57 126ZM160 128H161V127H160ZM198 128H200V126H199ZM201 128H202V127H201ZM203 128H204V127H203ZM203 128H202V129H203ZM212 128H213V127H212ZM223 128H224V127H223ZM225 128H226V127H225ZM228 128H229V127H228ZM263 128H264V127H263ZM149 129H150V128H149ZM249 129H250V128H249ZM258 129H260V128H258ZM192 130H193V129H192ZM205 130H207V129H205ZM205 130H204V131H205ZM227 130H229V129H227ZM198 131H199V130H198ZM221 131H222V130H221ZM244 131H245V129H244ZM251 131H252V130H251ZM171 132H172V131H171ZM177 132H178V131H177ZM205 132H207V131H205ZM219 132H220V131H219ZM226 132H227V131H226ZM242 132H243V131H242ZM168 133H169V132H168ZM173 133L175 134V132H173ZM173 133H172V134H173ZM208 133H209V132H208ZM3 134H4V133H3ZM95 134H97V133H95ZM148 134H149V132H148ZM172 134H171V135H172ZM182 134H183V133H182ZM195 134H196V133H195ZM195 134H194V136H195ZM203 134H204V133H203ZM61 135H62V134H61ZM158 135H159V134H158ZM171 135H170V136H171ZM188 135H189V134H188ZM196 135H197V134H196ZM199 135H200V134H199ZM205 135H207V133H206ZM208 135H209V134H208ZM211 135H212V134H211ZM214 135H215V132H214ZM214 135H213V136H214ZM224 135H225V133H224ZM226 135H227V134H226ZM247 135H248V134H247ZM62 136H63V135H62ZM64 136H66V135H64ZM159 136H160V135H159ZM178 136H179V135H178ZM186 136H187V135H186ZM191 136H192V135H191ZM202 136H203V135H202ZM252 136H253V135H252ZM172 137H173V135H172ZM184 137H185V136H184ZM189 137H190V136H189ZM208 137H209V136H208ZM211 137H212V136H211ZM249 137H250V136H249ZM65 138H66V137H65ZM149 138H150V137H149ZM161 138H162V136H161ZM187 138H188V137H187ZM187 138H186V140H187ZM205 138H206V137H205ZM216 138H217V137H216ZM156 139H157V138H156ZM174 139H175V138H174ZM193 139H194V138H193ZM224 139H225V137H224ZM247 139H248V138H247ZM98 140H99V139L97 138V141H98ZM157 140H158V139H157ZM181 140H183V139H181ZM191 140H192V139H191ZM211 140H212V139H211ZM243 140H244V139H243ZM66 141H67V140H66ZM68 141H69V140H68ZM92 141H93V140H92ZM97 141H96V142H97ZM100 141H101V140H100ZM140 141H142V140H140ZM150 141H152V140H150ZM160 141H161V140H160ZM192 141H193V140H192ZM194 141L198 143V141H196V139H195ZM200 141H201V140H200ZM209 141H210V139H209ZM212 141H213V140H212ZM212 141H211V142H212ZM240 141H241V140H240ZM63 142H64V141H63ZM71 142H72V141H71ZM182 142H183V141H182ZM184 142L186 143L187 141H184ZM202 142H203V140H202ZM202 142H201V143H202ZM211 142H208V143H211ZM233 142H234V141H233ZM38 143H39V142H38ZM42 143H43V142H42ZM42 143H41V144H42ZM97 143H98V142H97ZM163 143H165V142H163ZM180 143H181V142H180ZM241 143H242V142H241ZM72 144H73V143H72ZM85 144H86V143H85ZM94 144H95V143H94ZM99 144H100V143H99ZM157 144H158V143H157ZM160 144H161V143H160ZM165 144H166V143H165ZM165 144H164V145H165ZM178 144H179V143H178ZM203 144H204V143H203ZM230 144H231V142H230ZM236 144H237V143H236ZM2 145H3V144H2ZM28 145H29V144H28ZM68 145H69V144H68ZM148 145H149V144H148ZM151 145H152V144H151ZM176 145H177V144H176ZM218 145H219V144H218ZM237 145H238V144H237ZM237 145H236V146H237ZM31 146H32V145H31ZM39 146H40V145H39ZM51 146H52V145H51ZM153 146H154V144H153ZM162 146H163V145H162ZM174 146H175V145H174ZM189 146H190V145H189ZM229 146H230V145H229ZM229 146H228V147H229ZM178 147H179V146H177L176 148L178 149ZM222 147H224V146H222ZM233 147H234V146H233ZM20 148H21V147H20ZM27 148H28V147H27ZM41 148H43V147H41ZM47 148L50 149V147H48V146H47ZM47 148H45V149H46V152H47ZM107 148H108V147H107ZM219 148H220V147H219ZM2 149H3V148H2ZM37 149H38V148H37ZM198 149H200V147H199ZM18 150H19V149H18ZM28 150H29V149H28ZM40 150H41V149H40ZM43 150H44V148H43ZM69 150H70V149H69ZM190 150H191V149H190ZM212 150H214V148H213ZM223 150H224V149H223ZM225 150L227 151L226 148H225ZM14 151H15V149H14ZM35 151L37 152L38 150L35 149L34 152H35ZM49 151H50V154H51V155H52V154H53V155H56V153H57V151L54 149V147H52ZM157 151H158V150H157ZM168 151H169V150H168ZM172 151H174V149H173ZM179 151H181V150H179ZM186 151H187V150H186ZM228 151H229V150H228ZM36 152H35V153H36ZM41 152H42V150H41ZM71 152H72V151H71ZM169 152H170V151H169ZM201 152H202V151H201ZM35 153H34V154H35ZM72 153H73V152H72ZM99 153H100V152H99ZM155 153L157 154L158 152L155 151ZM171 153H172V152H171ZM197 153H198V152H197ZM199 153H200V152H199ZM32 154H33V153H32ZM80 154H81V153H80ZM96 154H97V153H96ZM182 154H183V153H182ZM193 154H194V153H193ZM200 154H201V153H200ZM5 155H6V154H5ZM25 155H26V154H25ZM36 155H37V154H36ZM44 155H45V154H44ZM44 155H43V157H44ZM47 155H48V154H47ZM101 155H102V154H101ZM154 155H155V154H154ZM175 155H176V154H175ZM179 155H180V154H179ZM6 156H7V155H6ZM14 156H15V155H14ZM76 156H77V155H76ZM84 156H85V155H84ZM90 156H91V155H90ZM92 156H93V155H92ZM92 156H91V157H92ZM157 156H158V155H157ZM159 156H160V155H159ZM201 156H202V154H201ZM47 157H48V156H47ZM91 157H89V158H91ZM160 157H161V156H160ZM186 157H189V156H186ZM194 157H196V156H194ZM204 157H205V156H204ZM220 157H221V156H220ZM239 157H240V156H239ZM8 158H10V157H8ZM12 158H13V157H12ZM14 158H15V157H14ZM20 158H21V157H20ZM74 158H75V157H74ZM81 158H82V157H81ZM141 158H142V156H141ZM153 158H154V157H153ZM156 158H157V157H156ZM232 158H233V157H232ZM232 158H231V159H232ZM51 159H52V158H51ZM71 159H73V158H71ZM75 159H76V158H75ZM83 159H84V158H83ZM154 159H155V158H154ZM160 159H161V158H160ZM166 159H167V158H166ZM196 159L198 160V156L196 157ZM219 159H220V158H219ZM224 159H225V156H224ZM224 159H223V160H224ZM60 160H61V159H60ZM78 160H79V159H78ZM91 160H92V158H91ZM163 160H164V159H163ZM194 160H195V159H194ZM197 160H195V162H198ZM200 160H201V159H200ZM202 160H203V159H202ZM204 160H205V159H204ZM220 160H221V159H220ZM236 160H238V159L236 158ZM48 161H49V160H48ZM51 161H52V160H51ZM55 161H56V160H54V162H55ZM83 161H84V160H83ZM86 161H87V160H86ZM138 161H139V160H138ZM206 161H207V160H206ZM233 161H235V160H233ZM41 162H42V161H41ZM60 162H61V161H60ZM90 162H91V161H90ZM171 162H172V161H171ZM171 162H170V163H171ZM200 162H203V161H200ZM207 162H208V161H207ZM207 162H206V163H207ZM220 162H221V161H220ZM42 163H43V162H42ZM47 163H48V162H47ZM31 164H32V163H31ZM43 164H44V163H43ZM56 164H57V163H56ZM64 164H65V163H64ZM86 164H87V163H86ZM263 164H264V163H263ZM29 165H30V164H29ZM47 165H48V164H47ZM100 165H101V164H100ZM134 165H135V164H134ZM139 165H140V164H139ZM200 165H201V164H200ZM203 165H204V164H203ZM205 165H206V164H205ZM220 165H221V164H220ZM45 166H46V165H45ZM177 166H178V164H177ZM183 166H184V165H183ZM185 166H186V165H185ZM224 166H225V165H224ZM36 167H37V166H36ZM40 167H41V166H40ZM49 167H50V166H49ZM101 167H102V166H101ZM190 167H192V166H190ZM202 167H203V166H202ZM220 167H222V166H220ZM33 168H34V167H33ZM44 168H45V167H44ZM46 168H47V167H46ZM55 168H56V166H55ZM99 168H100V166H99ZM175 168H176V167H175ZM178 168H181V166L178 167ZM182 168H183V167H182ZM197 168H198V167H197ZM199 169H200V168H199ZM221 169H222V168H221ZM30 170H31V169H30ZM38 170H39V169H38ZM38 170H37V172H38ZM40 170H41V169H40ZM95 170H96V169H95ZM195 170H197V169H195ZM227 170H228V169H227ZM227 170H224V171H227ZM229 170H230V168H229ZM154 171H155V170H154ZM170 171H171V170H170ZM176 171H177V170H176ZM184 172H185V169H184ZM192 172H193V170H192ZM50 173H51V172H50ZM50 173H49V174H50ZM66 173H67V172H66ZM219 173H220V172H219ZM230 173H231V172H230ZM35 174H37V173H35ZM47 174H48V173H47ZM180 174H181V173H180ZM182 174H183V173H182ZM220 174H221V173H220ZM263 174H264V173H263ZM263 174H262V175H263ZM45 175H46V174H45ZM52 175H53V174H52ZM79 175H80V174H79ZM153 175H154V174H153ZM153 175H152V176H153ZM183 175H184V174H183ZM187 175H188V173H187ZM230 175H231V174H230ZM235 175H236V174H235ZM23 176H24V178H25V175H23ZM29 176H30V175H29ZM94 176H95V175H94ZM97 176H98V175H97ZM155 176H156V175H155ZM157 176H158V175H157ZM167 176H168V175H167ZM180 176H181V175H180ZM228 176H229V175H228ZM259 176H260V175H259ZM263 176H264V175H263ZM263 176H262V178H264ZM26 177H27V176H26ZM44 177L46 178V176H44ZM78 177H79V176H78ZM163 177H164V176H163ZM8 178H10V176H9ZM53 178H54V176H53ZM80 178H81V177H80ZM157 178H158V177H157ZM159 178H161V176H160ZM186 178H187V177H186ZM225 178H226V177H225ZM259 178H260V177H259ZM262 178H261V179H262ZM22 179H23V178H22ZM143 179H144V178H143ZM151 179H153V177H152ZM164 179H165V178H164ZM166 179H167V178H166ZM179 179H180V178H179ZM221 179H222V177H221ZM227 179H233V176H229ZM227 179H226V180H227ZM244 179H246V178H244ZM53 180H57V179H53ZM53 180H52V182H53ZM63 180H64V179H63ZM148 180H149V179H148ZM155 180H156V177H155ZM171 180H172V179H171ZM185 180H186V179H185ZM7 181H8V180H7ZM96 181H97V180H96ZM99 181H100V180H99ZM140 181H141V179H140ZM164 181H165V180H164ZM197 181H199V180H197ZM217 181H218V180H217ZM217 181H216V182H217ZM220 181H222V180H220ZM223 181H224V180H223ZM5 182H6V181H5ZM22 182H23V181H22ZM49 182H50V181H49ZM152 182H155V181H152ZM165 182H166V181H165ZM232 182H234V181H232ZM236 182H238V181H236ZM65 183H66V182H65ZM101 183H102V182H100V184H101ZM142 183H143V182H142ZM156 183H158V182H156ZM167 183H168V182H167ZM172 183H173V182H172ZM200 183H201V182H200ZM219 183H220V182H219ZM56 184H57V183H56ZM143 184H144V183H143ZM143 184H142V185H143ZM158 184H159V183H158ZM185 184H187V183H185ZM216 184H217V183H216ZM216 184H214V185H216ZM251 184H252V182H251ZM27 185H28V184H27ZM79 185H80V184H79ZM79 185H78V186H79ZM134 185H135V184H134ZM217 185H218V184H217ZM221 185H222V184H221ZM223 185H224V184H223ZM223 185H222V186H223ZM236 185H237V183H236ZM54 186H55V185H54ZM73 186H74V185H73ZM186 186H187V185H186ZM195 186H196V185H195ZM222 186H221V187H222ZM233 186H235V185H233ZM246 186H247V185H246ZM22 187H23L24 189H27V188H28V187H25V185L22 186ZM51 187H52V186H51ZM51 187H49V188H51ZM144 187H145V186H144ZM155 187H156V186H155ZM197 187H198V186H197ZM225 187H226V186H225ZM243 187H244V186H243ZM243 187H242V188H243ZM250 187H251V186H250ZM190 188H191V187H190ZM213 188H214V187H213ZM213 188H211V190H212ZM242 188H241V189H242ZM11 189H12V188H11ZM15 189H16V188H15ZM55 189H56V188H55ZM82 189H83V188H82ZM86 189H87V188H86ZM92 189H93V188L88 189V192H89V190L91 191ZM103 189H104V188H103ZM191 189H192V188H191ZM198 189H199V188H198ZM225 189H226V188H225ZM232 189H234V188L232 187ZM247 189H248V188H247ZM0 190H1V189H0ZM27 190H28V189H27ZM45 190H47V189H44V191H45ZM75 190H76V188H75ZM75 190H74V191H75ZM77 190H78V189H77ZM77 190H76V191H77ZM80 190H81V189H80ZM95 190H96V189H95ZM112 190H113V189H112ZM154 190H155V189H154ZM171 190H172V189H171ZM12 191H13V189H12ZM12 191H11V192H12ZM22 191H23V190H22ZM28 191H29V190H28ZM81 191H82V190H81ZM116 191H117V189H116ZM124 191H125V190H124ZM194 191H195V190H194ZM222 191H223V190H221V192H222ZM229 191H230V190H229ZM245 191H246V190H245ZM257 191H258V190H257ZM2 192H3V191H2ZM25 192H26V191H25ZM25 192H23V193L25 194ZM61 192H62V191H61ZM63 192H64V191H63ZM83 192H84V190H83ZM93 192H95V191H93ZM126 192H127V191H126ZM131 192H132V191H131ZM195 192H196V191H195ZM198 192H199V191H198ZM213 192H214V190H213ZM215 192H216V191H215ZM261 192H262V191H261ZM13 193H14V192H13ZM15 193H16V192H15ZM97 193H98V192H97ZM111 193H112V192H111ZM116 193H118V192H116ZM166 193H167V191H166ZM172 193H174V192H171V193H168V194H172ZM211 193H212V192H211ZM255 193H256V192H255ZM257 193H258V192H257ZM3 194H5V192H3ZM18 194H19V193H18ZM24 194H22V195H24ZM75 194H76V193H75ZM81 194H82V193H81ZM81 194H80V195H81ZM87 194H89V193H87ZM100 194H102V193H100ZM121 194H122V193H121ZM151 194H152V193H151ZM168 194H167V195H168ZM94 195H95V194H94ZM103 195H104V194H103ZM109 195H110V194H109ZM122 195H123V194H122ZM125 195H126V194H125ZM136 195H137V194H136ZM152 195H154V194H152ZM157 195H158V194H157ZM214 195H215V194H214ZM2 196H3V195H2ZM85 196H86V195H85ZM85 196H84V197H85ZM126 196H127V195H126ZM212 196H213V195H212ZM215 196H216V195H215ZM0 197H1V196H0ZM12 197H13V196H12ZM18 197H19V196H18ZM75 197H76V196H75ZM77 197H78V196H77ZM82 197H83V196H82ZM82 197H81L80 199H82ZM105 197H106V196H105ZM105 197H104V198H105ZM165 197H166V196H165ZM20 198H21V197H19V199H20ZM123 198H124V197H123ZM123 198H121V199H123ZM56 199H57V198H56ZM75 199H76V198H75ZM75 199H74L73 201H75ZM216 199H217V197H216ZM16 200H17V199H16ZM19 201H20V200H19ZM33 201H34V200H33ZM37 201H38V200H37ZM50 201H51V200H50ZM76 201H77V200H76ZM79 201H80V200L78 199V202H79ZM102 201H103V200H102ZM104 201H105V200H104ZM121 201H122V200H121ZM146 201H147V200H146ZM152 201H153V200H152ZM20 202H21V201H20ZM51 202H53V201H51ZM70 202H71V201H70ZM81 202H82V201H81ZM90 202H92V201H90ZM218 202H219V201H218ZM3 203H4V202H3ZM39 203H41V202H39ZM54 203H55V202H54ZM57 203H58V202H57ZM76 203H77V202H75V204H76ZM88 203H89V202H88ZM162 203H163V201H162ZM221 203H222V202H221ZM245 203H246V202H245ZM245 203H242V204H245ZM4 204H5V203H4ZM63 204H64V203H63ZM114 204H115V201H114ZM168 204H169V203H168ZM0 205H1V204H0ZM54 205H55V204H54ZM61 205H62V204H61ZM61 205H60V206H61ZM77 205H78V204H77ZM107 205H108V204H107ZM115 205H116V204H115ZM163 205H164V204H163ZM200 205H201V204H200ZM79 206H81V205H79ZM122 206H123V203H122ZM155 206H156V205H155ZM160 206H161V205H160ZM166 206H167V205H166ZM39 207H41V206H39ZM207 207H208V206H207ZM79 208H80V207H79ZM118 208H119V206H118ZM120 208H121V207H120ZM123 208H124V207H123ZM163 208H164V207H163ZM196 208H197V207H196ZM198 208H199V207H198ZM208 208H209V207H208ZM211 208H212V207H211ZM258 208H259V207H258ZM93 209H94V208H93ZM116 209H117V208H116ZM160 209H161V208H160ZM160 209H159V211H160ZM179 209H180V208H179ZM259 209H260V208H259ZM118 210H119V209H117V211H118ZM120 210H121V209H120ZM132 210H133V209H132ZM239 210H240V209L237 210L238 213H239ZM262 210H263V209H262ZM20 211H21V213H22L23 215L26 216V218H25V219H27L26 222H27V221L29 222V218L27 217L26 213L22 210V208H20ZM76 211H78V210H76ZM84 211H85V210H84ZM97 211H98V210H96V211H94V212L92 211V213H95V214H94L95 217H96V212H97ZM121 211H122V210H121ZM124 211H125V210H124ZM124 211H123V213H125ZM161 211H162V209H161ZM205 211H206V210H205ZM209 211H210V209H209ZM241 211H242V210H241ZM250 211H251V210H250ZM41 212H42V210H41ZM173 212H174V211H173ZM179 212H180V211H179ZM207 212H208V211H206V213H207ZM210 212H211V211H210ZM254 212H255V211H254ZM99 213H100V212H99ZM107 213H108V211H107ZM107 213H106V214H107ZM119 213H120V211H119ZM126 213H127V211H126ZM171 213H172V212H171ZM171 213H170V214H171ZM204 213H205V212H204ZM204 213H203V214H204ZM206 213H205V214H206ZM241 213H242V212H241ZM251 213H253V212H251ZM90 214H91V213H90ZM106 214H104V215H106ZM180 214H181V213H180ZM203 214H202V216H203ZM242 214H243V213H242ZM99 215H100V214H99ZM99 215H97V216L99 217ZM123 215H124V214H123ZM157 215H158V214H157ZM210 215H211V214H210ZM240 215H241V214H240ZM259 215H260V214H259ZM158 216H160V215H158ZM242 216H243V215H242ZM242 216H240V217H242ZM250 216H251V215H250ZM261 216H262V215H261ZM2 217H5V216H3V215L1 216V215H0V218H2ZM100 217H101V216H100ZM102 217H103V219H106V218H104V216H102ZM102 217H101V218H102ZM109 217H110V216H109ZM132 217H133V216H132ZM180 217H181V216H180ZM230 217H231V216H230ZM258 217H259V216H258ZM11 218H13V217H11ZM119 218H120V216H119ZM155 218H156V217H155ZM199 218H200V217H199ZM201 218H202V217H201ZM204 218H205V217H204ZM207 218H209V217H207ZM210 218H212V217H210ZM210 218H209V219H210ZM238 218H239V217H238ZM244 218H245V217H243V219H244ZM182 219H183V218H182ZM202 219H203V218H202ZM247 219H248V217L245 218V220H247ZM253 219H254V218H253ZM71 220H72V219H71ZM98 220H99V219H98ZM98 220H97V221H98ZM101 220H102V219H101ZM101 220H100V221H101ZM130 220H131V219H130ZM180 220H181V219H180ZM197 220H198V219H197ZM203 220H204V219H203ZM207 220H208V219H207ZM237 220H238V219H237ZM245 220H244V221H245ZM45 221H47V220H45ZM69 221H70V220H69ZM100 221H99V222H100ZM108 221H109V220H108ZM120 221H121V220H120ZM161 221H162V220H161ZM200 221H201V220H200ZM222 221H223V220H222ZM102 222H106V220H105V221L102 220ZM142 222H145V220L142 221ZM206 222H207V221H206ZM212 222H213V221H212ZM29 223H30L29 226H30L31 230L33 231L32 233L34 234L33 238H35V237H36V235H35V234H36V225H35V223H37V221L34 222V223L30 221ZM97 223H98V222H97ZM115 223H116V222H115ZM115 223H114V224H115ZM118 223H121V222H118ZM129 223H130V222H129ZM180 223L182 224V220H181ZM203 223H204V222H203ZM203 223H202V224H203ZM208 223H209V221H208ZM234 223H235V221H234ZM243 223H244V222H243ZM2 224H3L4 226H8V225H9V222H8V221H3ZM99 224H100V223H99ZM163 224H164V223H163ZM187 224H188V223H187ZM189 224H190V223H189ZM222 224H223V223H222ZM102 225H103V224H102ZM121 225H122V224H121ZM135 225H136V224H135ZM137 225H138V224H137ZM143 225H144V224H143ZM174 225H175V224H174ZM205 225H206V223H205ZM244 225H246V223H244ZM124 226H125V225H124ZM126 226H127V225H126ZM133 226H134V225H133ZM191 226H192V225H191ZM194 226H195V225H194ZM203 226H204V225H203ZM227 226H228V225H227ZM99 227H101V226H99ZM108 227H109V226H108ZM116 227H119V226H116ZM122 227H123V226H122ZM129 227H130V226H129ZM195 227L197 228V226H195ZM199 227H200V225H199ZM237 227H238V226H237ZM245 227H246V226H245ZM254 227H255V226H254ZM4 228H5V227H4ZM9 228H10V227H9ZM192 228H193V227H192ZM203 228H204V227H203ZM227 228H228V227H227ZM239 228H240V226H239ZM246 228H247V227H246ZM5 229H6V228H5ZM99 229H100V228H99ZM99 229H98V230H99ZM108 229H109V228H108ZM124 229H125V228H124ZM130 229H131V228H130ZM189 229H190V227H189ZM193 229H195V228H193ZM193 229H192V230H193ZM204 229H205V228H204ZM208 229H209V228H208ZM234 229H235V228H234ZM234 229H233V230H234ZM244 229H245V228H244ZM96 230H97V229H96ZM96 230H95V231H96ZM198 230L200 231V228H199ZM224 230H225V229H224ZM245 230H246V229H245ZM187 231H188V230H187ZM190 231H191V230H190ZM203 231H204V230H203ZM222 231H223V230H222ZM226 231H228V229L225 230V233H226ZM230 231H231V230H230ZM238 231H240V230H238ZM173 232H174V231H173ZM183 232H184V231H183ZM193 232H194V230H193ZM231 232L233 233V231H231ZM4 233H5V232H4ZM4 233H3V234H4ZM9 233H10V232H9ZM97 233H98V232H97ZM135 233H136V231H135ZM190 233H192V232H190ZM190 233H189V235H190ZM235 233H237V232H235ZM244 233H245V232H244ZM3 234H2V235H3ZM121 234H123V233H121ZM146 234H147V233H146ZM176 234H177V233H176ZM176 234H175V235H176ZM182 234H183V233H182ZM200 234H201V231H200ZM203 234H205V233H203ZM206 234H207V233H206ZM9 235H10V234H9ZM123 235H124V234H123ZM132 235H133V234H132ZM148 235H150V234L148 233ZM185 235L187 236V234H185ZM195 235H196V233H195ZM226 235H227V234H226ZM230 235H231V234H230ZM230 235H229V236H230ZM105 236H106V235H105ZM141 236H143V235H141ZM141 236H140V237H141ZM198 236L200 237V235H198ZM238 236H239V235H238ZM12 237H13V236H12ZM107 237H108V236H107ZM134 237H135V236H134ZM146 237H147V235H146ZM192 237H193V236H192ZM233 237H234V235H233ZM124 238H125V237H124ZM131 238H132V237H131ZM236 238H237V237H236ZM251 238H252V237H251ZM6 239H7V238H6ZM126 239H127V238H126ZM137 239H138V238H137ZM144 239H145V238H144ZM146 239H147V238H146ZM146 239H145V240H146ZM183 239H185V238H183ZM231 239H232V238H231ZM243 239H245V238H243ZM243 239H242V240H243ZM10 240H11V239H10ZM92 240H94V239H92ZM174 240H176V239H174ZM188 240H189V239H188ZM236 240L238 241V239H236ZM236 240H234V241L237 242ZM242 240H241V241L239 240V241L242 243ZM246 240H247V239H246ZM253 240H254V239H253ZM257 240H258V239H257ZM6 241H7V240H6ZM29 241H31V240H29ZM29 241H28V242H29ZM32 241H33V240H32ZM36 241L39 242L40 239L37 237ZM137 241H138V240H137ZM142 241H144V240H142ZM142 241H141V242H142ZM176 241H177V240H176ZM185 241H186V240H185ZM198 241H199V240H198ZM248 241H249V240H248ZM251 241H252V240H250V242H251ZM10 242H11V241H10ZM12 242H13V241H12ZM94 242L96 243L97 241L95 240ZM101 242H103V241L101 240ZM134 242H135V241H134ZM178 242H179V241H177V243H178ZM192 242H193V241H192ZM243 242H244V241H243ZM250 242H249V243H250ZM14 243H15V241H14ZM95 243H94V245H95ZM174 243H175V242H174ZM182 243H183V242H182ZM187 243H189V242H187ZM187 243L185 244L186 246H187ZM196 243H197V242H196ZM16 244H17V243H16ZM70 244H71V243H70ZM70 244H69V245H70ZM106 244H107V243H106ZM175 244H176V243H175ZM201 244H202V243H201ZM201 244H200V245H201ZM84 245H86V244L84 243ZM94 245H93V248L95 249L96 247H95ZM98 245H99V243H98ZM178 245H179V244H178ZM235 245H236V244H235ZM63 246H64V245H63ZM81 246H83V245H81ZM90 246H91V245H89V247H90ZM181 246H182V244H181ZM243 246H244V245H243ZM78 247H79V246H78ZM98 247H99V246H98ZM174 247L176 248V246H174ZM199 247H200V246H199ZM231 247H233V246H231ZM4 248H5V246H4ZM90 248H91V247H90ZM180 248H181V247H180ZM187 248H188V247H187ZM197 248H198V247H197ZM233 248H234V247H233ZM244 248H246V246H245ZM252 248H253V247H252ZM255 248H256V247H255ZM7 249H8V248H7ZM86 249H87V248H86ZM184 249H185V248H184ZM188 249H189V248H188ZM188 249H187V250H188ZM200 249H201V248H200ZM239 249H240V248H239ZM241 249H242V245H241ZM3 250H4V249H3ZM59 250H63V251H64V249H62V247H61V249H59ZM66 250H67V249H66ZM68 250H69V249H68ZM139 250H140V249H138V251H139ZM244 250H245V249H244ZM4 251H6V250H4ZM4 251H3V253H4ZM130 251H131V249H130ZM165 251H166V250H165ZM172 251H173V250H172ZM198 251H199V250H198ZM16 252H17V251H16ZM140 252H141V251H140ZM183 252H184V251H183ZM187 252H188V251H187ZM187 252H186V254H187ZM235 252H236V250H235ZM247 252H248V251H247ZM250 252H251V251H250ZM48 253H49V252H48ZM89 253H90V252H89ZM121 253H122V252H121ZM180 253H181V252H180ZM238 253H241V252L238 251ZM245 253H246V252H245ZM132 254H133V253H132ZM182 254H183V253H182ZM190 254H191V252H190ZM233 254H234V253H233ZM241 254H242V253H241ZM247 254H248V253H247ZM1 255H2V254H1ZM1 255H0V256H1ZM76 255H77V254H76ZM99 255H100V254H99ZM105 255H106V254H105ZM133 255H134V257H135V254H133ZM138 255H139V253H138ZM140 255H141V254H140ZM61 256H62V255H60V257H61ZM144 256H145V255H144ZM188 256H189V255H188ZM190 256H191V255H190ZM194 256H195V253H194ZM241 256H242V255H241ZM3 257H4V256H3ZM60 257H59V258H60ZM64 257H65V256H64ZM156 257H157V256H156ZM156 257H155V258H156ZM238 257H239V255H238ZM249 257H250V256H249ZM257 257H258V256H257ZM7 258H8V257H7ZM53 258H54L53 261H54V262H57V258L55 257V254H54ZM72 258H73V257H72ZM72 258H71V259H72ZM126 258H127V257H126ZM193 258H194V257H193ZM245 258H246V256H245ZM164 259H165V258H164ZM177 259H178V258H177ZM194 259H195V258H194ZM231 259H232V258H231ZM243 259H244V258H243ZM243 259H240V261H241V260L243 261ZM246 259H247V258H246ZM254 259H256V258H254ZM74 260H75V259H74ZM138 260H140V259L138 258ZM148 260H149V259H148ZM158 260H159V259H158ZM158 260H157V261H158ZM178 260H179V259H178ZM258 260H259V259H258ZM15 261H16V260H15ZM90 261H91V260H90ZM112 261H113V260H112ZM122 261H123V260H122ZM134 261H135V260H134ZM165 261H166V260H165ZM227 261H228V260H227ZM238 261H239V259H238ZM244 261H245V260H244ZM247 261H249V260L247 259ZM17 262H18V261H17ZM65 262H67V261H65ZM87 262H88V261H87ZM87 262H86V263H87ZM123 262H124V261H123ZM136 262H137V261H136ZM145 262H146V261H145ZM173 262H174V261H173ZM233 262H234V261H233ZM233 262H232V263H233ZM9 263H10V262H9ZM13 263H14V262H13ZM18 263H19V262H18ZM70 263H71V262H70ZM95 263H96V262H95ZM236 263H238V262H236ZM236 263H235V264H236ZM241 263H242V262H241ZM241 263L239 262V264H241ZM245 263H246V261H245ZM247 263H248V262H247ZM251 263H252V262H250V264H251ZM36 264H37V263H36ZM60 264H61V263H60ZM72 264H73V263H72ZM76 264H77V263H76ZM98 264H99V262H98ZM101 264H102V262H101ZM173 264H174V263H173ZM180 264H183V263H180ZM225 264H227V263H225ZM257 264H258V263H257ZM261 264H262V263H261Z\"/></svg>",
  "mask_w": 264,
  "mask_h": 264
},
{
  "label": "built area",
  "instance_id": "5",
  "mask_svg": "<svg viewBox=\"0 0 264 264\" xmlns=\"http://www.w3.org/2000/svg\"><path fill=\"white\" fill-rule=\"evenodd\" d=\"M113 82V80H112V77H108L104 82H103V84H102V90H104L105 88H106V86L107 85H109V84H111ZM47 258V260L49 259V260H51L50 258H49V256L48 257H46ZM129 261V260H128Z\"/></svg>",
  "mask_w": 264,
  "mask_h": 264
},
{
  "label": "crops",
  "instance_id": "6",
  "mask_svg": "<svg viewBox=\"0 0 264 264\" xmlns=\"http://www.w3.org/2000/svg\"><path fill=\"white\" fill-rule=\"evenodd\" d=\"M5 261H6V260H5ZM5 261H4L2 264H6V262H5Z\"/></svg>",
  "mask_w": 264,
  "mask_h": 264
}]
</instances>
